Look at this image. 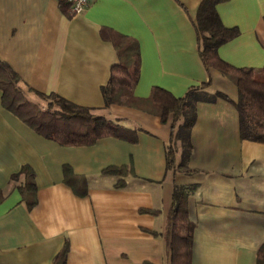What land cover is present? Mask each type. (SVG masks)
Instances as JSON below:
<instances>
[{"label":"crops","instance_id":"0c3cea01","mask_svg":"<svg viewBox=\"0 0 264 264\" xmlns=\"http://www.w3.org/2000/svg\"><path fill=\"white\" fill-rule=\"evenodd\" d=\"M200 2L88 0L68 16L59 0H0V61L19 75L28 98L44 102L26 86L56 92L137 136L60 145L3 108L0 90V264H54L66 243L65 264H170L161 233L176 185L192 186L186 201L191 264H256L264 242V143L240 137L236 85L202 63L194 26ZM216 9L224 25L239 29L218 47L220 57L235 66H264V0H226ZM120 35L139 48L138 97L155 85L181 96L211 80L194 100L186 164L195 170L165 174L170 119L104 106L101 86L119 60ZM176 148L180 159L178 140ZM130 163L135 175L102 172ZM23 165L34 171L31 206L32 195L18 188L22 176L12 179Z\"/></svg>","mask_w":264,"mask_h":264},{"label":"trees","instance_id":"16d2710c","mask_svg":"<svg viewBox=\"0 0 264 264\" xmlns=\"http://www.w3.org/2000/svg\"><path fill=\"white\" fill-rule=\"evenodd\" d=\"M226 0H201L194 26L196 29L199 55L206 69H216L230 79L238 89V98L234 105L239 116V133L242 139L264 143V66H235L218 53V47L239 33L236 26L223 24L216 5ZM68 16L73 15L65 0H59ZM118 53V62L110 68L108 81L101 86L104 106L111 104L128 105L142 108L160 117L162 122L171 121V137L165 146V174L172 178L180 170H195L187 166L186 160L191 150L190 129L195 121L194 100L200 89L211 85V80L188 87L181 96H175L161 86H153L147 97L134 94V86L139 76V48L136 41L120 35L114 40ZM27 91L35 93L45 104L27 97L21 86L19 75L8 64L0 61L1 105L16 115L25 124L40 135L52 139L60 145H90L98 138L116 136L135 142L137 136L119 124L107 120L95 112L94 107L79 105L56 92H42L31 86ZM217 95L230 98L223 92ZM213 99V97H211ZM183 117L181 123L178 121ZM175 129V130H174ZM177 140L181 144V158H176ZM70 166L65 164L63 171L70 173ZM102 172L119 176L135 175L132 164L109 165ZM21 181L18 188L23 196L32 195L27 200L29 206L35 203L34 171L29 165H23L13 180ZM121 185V181L116 183ZM192 186H174L168 225L163 235L170 256V264H191V245L193 223L186 208L187 196ZM156 234V232H154ZM67 243L57 253L54 264H65ZM256 264H264V242L256 251Z\"/></svg>","mask_w":264,"mask_h":264},{"label":"built area","instance_id":"2783aa9c","mask_svg":"<svg viewBox=\"0 0 264 264\" xmlns=\"http://www.w3.org/2000/svg\"><path fill=\"white\" fill-rule=\"evenodd\" d=\"M69 3L73 14L83 11L88 5V0H65Z\"/></svg>","mask_w":264,"mask_h":264},{"label":"rangeland","instance_id":"374dc122","mask_svg":"<svg viewBox=\"0 0 264 264\" xmlns=\"http://www.w3.org/2000/svg\"><path fill=\"white\" fill-rule=\"evenodd\" d=\"M39 99H40V98H39ZM40 100H41V99H40ZM42 101H43V100H42ZM43 103L45 104V101L42 102L41 104L44 105ZM180 120L182 121V120H183V117H182ZM176 157H177V160L179 161V160H180V159H179V152L176 153Z\"/></svg>","mask_w":264,"mask_h":264}]
</instances>
